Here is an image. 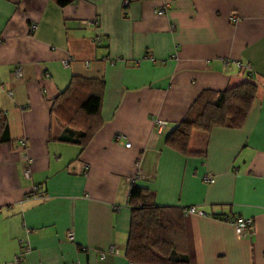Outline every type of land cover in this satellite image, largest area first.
Instances as JSON below:
<instances>
[{
    "label": "crops",
    "instance_id": "1",
    "mask_svg": "<svg viewBox=\"0 0 264 264\" xmlns=\"http://www.w3.org/2000/svg\"><path fill=\"white\" fill-rule=\"evenodd\" d=\"M72 78L103 84L81 151L50 111ZM244 82L255 95L239 128L191 132L194 156L167 147L200 93ZM0 112V264L23 251L20 264H133L136 167L155 206L200 212L182 215L188 264H264V0H0ZM235 217L252 221L242 236Z\"/></svg>",
    "mask_w": 264,
    "mask_h": 264
},
{
    "label": "trees",
    "instance_id": "2",
    "mask_svg": "<svg viewBox=\"0 0 264 264\" xmlns=\"http://www.w3.org/2000/svg\"><path fill=\"white\" fill-rule=\"evenodd\" d=\"M75 0H54L64 7ZM103 84L98 80L72 78L53 100L51 115L65 119V129L57 139L84 149L100 127L99 108ZM255 95L250 82L219 91H204L184 118L165 137V144L181 155H197L187 149L191 132L207 133L214 127L237 129L242 124ZM9 143L7 124L0 112V144ZM126 204L130 221L124 249L133 264H188L184 255L182 209L157 207L150 192L131 185ZM183 252V253H182Z\"/></svg>",
    "mask_w": 264,
    "mask_h": 264
},
{
    "label": "built area",
    "instance_id": "3",
    "mask_svg": "<svg viewBox=\"0 0 264 264\" xmlns=\"http://www.w3.org/2000/svg\"><path fill=\"white\" fill-rule=\"evenodd\" d=\"M126 1L123 2V7L126 5ZM163 13V10H158L156 12L157 15H160ZM82 25H85V31L87 29H89L88 31L92 32V26L88 25L87 23H82ZM35 26L32 25L31 26V29H34ZM138 62H135V64L137 65ZM63 65L66 66V61L63 62ZM237 67L240 68V65L238 63H236ZM249 69V68H248ZM248 73L250 74V71L248 70ZM14 76L17 78V77H20V71L19 69H15L14 71ZM154 125H155V128L156 130L159 132L165 125V123L161 120H154ZM122 137L121 136H117L116 137V140H119L121 139ZM22 143V142H21ZM23 145V143L21 144ZM129 147V144H125V148H128ZM29 174H30V169L29 167L27 166L26 168L23 169L22 171V176L24 178H29ZM141 178V175H140V171L138 169V167L135 168V173L133 174V176H131V178L129 179V187H128V191L131 187L132 184H134V182H136L137 180H139ZM201 181L203 183H206V184H210L213 182V177L211 175H204L202 176L201 178ZM32 193H36L37 192V187H32L31 189ZM182 214L183 215H188V214H197V215H200V212L197 211L195 208L193 207H186V208H183L182 209ZM229 223L232 224L234 230H235V233L239 236H242L245 231L252 225V221L250 219H242V218H239V217H235L233 220H228ZM67 239L69 241L72 240V234L69 232L67 234ZM24 251L23 252H19L18 254H16L13 259L10 261V262H7V263H4V264H20L21 262V258L22 256L24 255ZM107 254H113V255H116L117 254V250L114 248V247H110L106 250ZM103 255L104 254H101L100 255V258L102 259L103 258Z\"/></svg>",
    "mask_w": 264,
    "mask_h": 264
}]
</instances>
